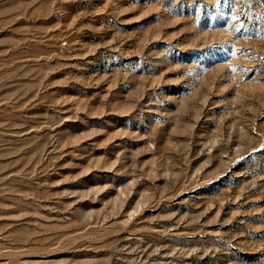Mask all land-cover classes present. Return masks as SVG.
Masks as SVG:
<instances>
[{
    "label": "rangeland",
    "instance_id": "obj_1",
    "mask_svg": "<svg viewBox=\"0 0 264 264\" xmlns=\"http://www.w3.org/2000/svg\"><path fill=\"white\" fill-rule=\"evenodd\" d=\"M0 264H264V0H0Z\"/></svg>",
    "mask_w": 264,
    "mask_h": 264
}]
</instances>
